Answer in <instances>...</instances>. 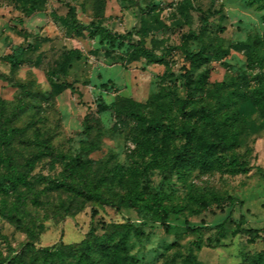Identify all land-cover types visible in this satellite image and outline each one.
<instances>
[{"label": "rangeland", "instance_id": "obj_1", "mask_svg": "<svg viewBox=\"0 0 264 264\" xmlns=\"http://www.w3.org/2000/svg\"><path fill=\"white\" fill-rule=\"evenodd\" d=\"M30 5L0 0V124L23 131L0 146V182L24 174L29 162L33 184L0 193V210L18 206L31 228L20 230L0 213V264L27 244L47 250L37 264L45 257L58 264L53 253L85 264L69 247L91 231L97 264H112L103 237L117 246L121 264H130L126 257L135 264H258L264 117L257 112L233 128L238 143L219 151L215 169L183 163L170 170L169 162L190 146L182 132L198 137L208 128L182 112L194 88L187 107L218 110L219 121L237 108L223 98L256 88L247 84L255 73L239 45L260 37L264 53V0H43L34 12ZM114 34H130L132 42ZM186 72L197 84L186 83ZM218 83L226 86L219 91ZM106 106L159 119L181 134L147 130ZM46 146L53 155L37 157ZM69 157L83 161L72 176ZM57 182L65 186L55 189ZM84 183L111 205L77 194L72 184Z\"/></svg>", "mask_w": 264, "mask_h": 264}, {"label": "trees", "instance_id": "obj_2", "mask_svg": "<svg viewBox=\"0 0 264 264\" xmlns=\"http://www.w3.org/2000/svg\"><path fill=\"white\" fill-rule=\"evenodd\" d=\"M255 1V0H253ZM43 2V0H31V5L28 9L29 12H34L37 10L39 5ZM67 6L70 9V12L73 16H75V11L72 8L71 4L67 2ZM73 25H76V22L72 21ZM104 32H108L104 30ZM109 33V32H108ZM114 37L123 41L132 42L130 34L128 35H118L114 34ZM263 40L260 37H256L253 41L248 43H240L239 47L246 51L248 57V67L255 74L247 76V84H255L256 88H253L251 91L246 90H235L233 92V97L224 98L222 103L226 105L235 104L237 107L235 111L231 114L230 118H226L223 121H219V112L210 113L207 109H196V108H188L187 104L192 100L194 92L197 88H194V92L190 94V96L186 99V106L183 107L182 112L184 115L189 116L191 118H197L201 122H208V128L204 129L203 133H201L198 137L195 136V131H184L182 132L183 136L186 138L187 143L190 146H186L183 149L174 152L171 156V160L169 162V169L173 170L178 167L180 164L187 163L193 165L194 167H198L200 169H215L222 165L218 159H216L219 151L230 150L232 147L237 145L238 136L234 134L233 128L241 121H246L253 114L259 112L264 117V53H262L263 49ZM201 55V54H199ZM139 56H134L133 60H137ZM190 57H195V55H190ZM185 81L188 85L197 84L196 81L192 80L189 76V73L186 72L184 74ZM226 85L224 83H218V90L221 91ZM70 89L71 86H69ZM107 109H111L118 114H123L126 117H130L132 119H136L138 121H144L147 125V130H154L156 132H162L168 137H176L181 133L177 132L172 125H168L165 122L155 119V118H147L141 113H136L132 109L128 111L127 114L122 113L119 109L108 107ZM23 131L21 128H13L8 130L6 124L3 122L0 124V146H9L13 143L15 138H20ZM90 149H87V151ZM54 151L50 146H46L43 152L37 154V157H41L43 155H53ZM69 162L65 166V171L68 175L72 176L73 172L80 167L83 166L82 159L78 157H69ZM27 169L24 174L15 178L12 174L9 183L5 184L0 182V193L3 192L7 195L15 192L17 190V185L20 183H24L27 186H32L31 182H28L27 177L32 170V165L28 162L26 163ZM13 183V184H11ZM19 183V184H18ZM65 184L62 182H57L54 186L55 189H59L64 187ZM77 194L82 195L84 197H88L93 201H99L103 204L111 205V199L105 196L100 189L96 186L92 187L90 184L84 183L79 185L72 184ZM18 201L23 205H25V201H22L21 198L18 197ZM119 209L120 206H117ZM0 213L2 216L11 221L18 229L23 230L27 233L31 232L30 226L25 222V218L21 216L20 210L18 206L13 208H7L4 206ZM161 214V222L162 224L169 229V225L167 224L168 214L163 210L160 212ZM68 215V214H67ZM117 228H124L125 225H116ZM221 229H223V224L220 225ZM97 240V236L91 231L84 241L80 244L73 245L69 247L72 250H75V253L79 255V263L84 262L85 264H97V261L93 257V242ZM100 243L108 252V257L112 259V264H121L122 259L120 257V252L117 249V246H112L110 241L106 238H101ZM121 246L123 245L120 244ZM119 248V247H118ZM47 250L44 248H36L34 244H27L25 247L9 262H1V264H22L23 260L27 261L28 264H37V261L40 259L41 255ZM52 261L57 262L58 264H67L61 255L58 253H53ZM129 261L130 264H135V260L133 258H125ZM48 258L45 257L42 260V264L47 263ZM185 264H193V262L188 259ZM258 264H264V255H260L258 257Z\"/></svg>", "mask_w": 264, "mask_h": 264}]
</instances>
